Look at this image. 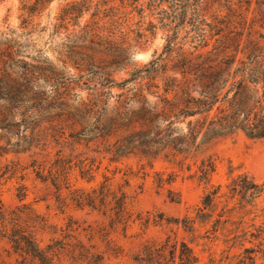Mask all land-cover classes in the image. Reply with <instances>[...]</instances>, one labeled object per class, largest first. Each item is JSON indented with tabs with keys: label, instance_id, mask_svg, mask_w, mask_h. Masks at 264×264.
Instances as JSON below:
<instances>
[{
	"label": "trees",
	"instance_id": "16d2710c",
	"mask_svg": "<svg viewBox=\"0 0 264 264\" xmlns=\"http://www.w3.org/2000/svg\"><path fill=\"white\" fill-rule=\"evenodd\" d=\"M46 1L35 3L43 6ZM84 1L87 5L91 2ZM254 2L253 8L252 0L95 3L96 14L113 20L123 16L129 21L136 11L139 24L146 23L145 30L165 31L164 50L172 49L170 74L161 52L124 79H109L108 95H112L113 86L120 90L115 93L105 137L99 140L96 136L99 149L95 150L103 154L102 158L120 161L135 157L144 178L148 174L145 166L152 167L162 156L187 172V177L209 184L217 166V156L209 149L216 139L236 133L264 138V0ZM182 31L191 36L187 49L184 41L178 40ZM90 94V106H105L99 89ZM70 136L75 140L85 137ZM63 157L58 149L53 161L44 154L34 159L31 165L36 178L54 187L59 208H87L102 220L81 227L84 240L78 230L80 224L72 216L58 226L31 202L23 201L25 186L21 184L19 203L5 205L0 196V264H111L112 257L123 254V247L111 233L126 236L136 221L142 230L150 224L168 227L163 240L146 239L133 251L131 258L136 264H197L199 256L191 242L198 238L222 239L227 248L219 264H261L255 254L264 250V204H259L264 180L245 169L232 173L230 168L225 184L206 187L193 214L165 216L160 211L133 207L125 188L129 175L137 174L131 168L125 170L127 177L122 184H114L110 176L103 175L94 184L76 186L71 182L72 167L64 164ZM77 169L82 178L92 176L91 165L79 164ZM154 174L157 185L163 186L178 172L172 170L166 177L158 170ZM170 198L178 200L179 195ZM180 226L191 234L190 241L178 237ZM245 241L252 244L247 246ZM235 245L242 250L229 254Z\"/></svg>",
	"mask_w": 264,
	"mask_h": 264
},
{
	"label": "rangeland",
	"instance_id": "374dc122",
	"mask_svg": "<svg viewBox=\"0 0 264 264\" xmlns=\"http://www.w3.org/2000/svg\"><path fill=\"white\" fill-rule=\"evenodd\" d=\"M97 1L91 0L87 5L84 0H48L43 6L35 0L0 1V196L4 204L13 206L21 201L17 193L22 184L25 186L23 201L31 202L58 226L72 216L80 224L78 230L86 240L81 227L94 225L102 217L87 208L72 205L59 208L54 187L36 178L31 165L43 154L53 161L58 149L62 150L64 164L72 167L71 182L76 186L94 184L103 175L110 176L114 184H122L127 177L125 170L131 168L137 174L129 175L130 183L125 188L133 207L160 211L165 216L193 214L204 189L211 183L225 184L230 168L232 173L245 169L256 179L264 180V138H248L243 133L220 137L210 146L209 151L217 156V166L209 184L187 177V172L178 170L162 156L152 167L145 166L148 174L144 178L135 157L120 161L102 158L103 154L95 150L98 148L96 136L99 140L105 137L115 93L120 90L113 86L112 95H108L109 79H124L135 67L161 56V52L170 74L172 49L164 50L165 31L145 30L146 23L139 24L136 11L130 14L134 16L129 21L123 16L113 20L96 14ZM254 6L252 0L251 8ZM189 39L191 36L183 31L178 38L184 41L185 49ZM98 89L106 101L104 107L89 105L90 93ZM70 135L85 137L75 140ZM79 164L92 166L89 180L78 175ZM155 170L163 172L164 177L172 170L178 174L172 182L159 186ZM177 194L178 200L170 198ZM259 204H264V194L259 197ZM167 228L150 224L142 230L136 221L126 236L112 232L123 247V254L112 257L111 264H136L131 258L133 251L146 239L163 240ZM48 235V232L43 234ZM177 235L187 241L192 239L181 226ZM191 244L199 256L197 264L224 261L220 257L227 247L221 238L206 241L198 238ZM244 244L252 243L245 241ZM229 250V254L237 253L242 246L235 245ZM255 257L264 264V250L256 252Z\"/></svg>",
	"mask_w": 264,
	"mask_h": 264
}]
</instances>
